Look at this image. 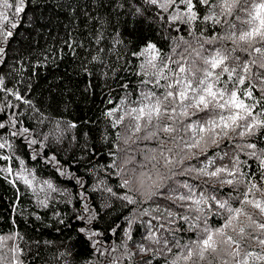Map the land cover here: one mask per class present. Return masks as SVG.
Instances as JSON below:
<instances>
[{"label": "snow or ice", "instance_id": "1", "mask_svg": "<svg viewBox=\"0 0 264 264\" xmlns=\"http://www.w3.org/2000/svg\"><path fill=\"white\" fill-rule=\"evenodd\" d=\"M34 7L0 0V188L11 191L0 194V264H32L40 241L23 218L49 214L77 222L81 247L44 241L47 264H264V0H108L152 37L106 33L108 19L85 11L100 28L83 59L69 34L27 64L13 43ZM64 48L85 91L101 88L96 119H63L32 96L36 70ZM67 145L86 162L61 158Z\"/></svg>", "mask_w": 264, "mask_h": 264}, {"label": "trees", "instance_id": "2", "mask_svg": "<svg viewBox=\"0 0 264 264\" xmlns=\"http://www.w3.org/2000/svg\"><path fill=\"white\" fill-rule=\"evenodd\" d=\"M33 4L35 7L29 13L33 18V23L29 24L25 21L19 28V35L13 43V46L18 49L15 54L25 58L27 64L43 60L41 53L47 54L49 50L56 52L63 48V40L67 39L69 34L85 44V48L77 49V54L83 59L87 55L86 49L89 46V31L93 29L94 25L97 29L100 28L96 21L89 20L85 23L83 15L85 11L96 17L108 19L109 23L105 25L106 33H111L115 29L118 32H124L125 38L132 41L138 40L141 35L152 37V33L147 30V25L138 28L131 17L111 12V9L108 8V0H33ZM128 33H132V35L129 36ZM153 38L162 41V34L157 32ZM64 51L68 54L57 60L55 64L36 70L37 75L33 79L32 96L37 102H41L45 106L51 105L53 109L61 112L63 119L72 121L96 119L99 109L102 107L101 88L94 89V94L85 91V77L79 68L80 60L74 58L68 49L64 48ZM67 148V154L60 153L61 158L71 161L75 156L86 162V151H82L75 145H67ZM77 169H79L78 175L85 173L83 165L73 164L71 171L76 172ZM50 171L48 170L44 175L48 176ZM58 182L61 187H67L73 193L76 191L74 182L64 178H59ZM7 187L5 185L4 188H0V194L5 195V202L11 198V191H6ZM25 207L28 210L32 209V205L27 202ZM58 207L69 217L72 216L71 205L59 204ZM115 214L116 212L113 211L112 216H104L97 227L103 230L105 222L113 219ZM66 224L71 226L57 225L51 214L43 217V222H31V218H23L22 227L27 236L34 241H40V248L33 249L36 255L30 257L32 264H47L49 261L54 246H46L44 241L54 240L57 243L63 241L69 245L75 244L76 249L81 247L80 239L75 232L77 222L66 219ZM57 227L61 229L60 232L56 231Z\"/></svg>", "mask_w": 264, "mask_h": 264}]
</instances>
